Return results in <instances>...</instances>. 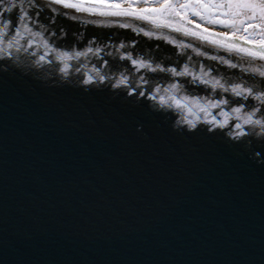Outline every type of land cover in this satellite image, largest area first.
<instances>
[{
  "label": "water",
  "instance_id": "obj_1",
  "mask_svg": "<svg viewBox=\"0 0 264 264\" xmlns=\"http://www.w3.org/2000/svg\"><path fill=\"white\" fill-rule=\"evenodd\" d=\"M0 13V24H14L5 43L17 29L22 37L19 51L0 53V264H264V131L243 124L264 106L202 82L264 91V78L241 71L264 61L52 0H9ZM186 19L189 31H227ZM65 53L73 58L60 60Z\"/></svg>",
  "mask_w": 264,
  "mask_h": 264
},
{
  "label": "snow or ice",
  "instance_id": "obj_2",
  "mask_svg": "<svg viewBox=\"0 0 264 264\" xmlns=\"http://www.w3.org/2000/svg\"><path fill=\"white\" fill-rule=\"evenodd\" d=\"M9 3V0H0V5ZM52 3L59 4L65 9H72L75 12L95 14L100 16H114V17H132L134 19L146 21L151 23L154 28H169L172 31L181 33L184 36H191L211 45L217 49H222L229 53H236L241 55L242 58L246 57L251 61L260 60L264 61V0H153V6H145L143 8L133 7L132 0H127L126 3L117 2V0H52ZM148 0H145L147 5ZM15 3H11L9 7L5 8V12H11L13 8H16ZM199 17L200 20L205 21L208 25L218 26L220 29H227L228 31H216L212 32L208 27L201 28L200 24H196L198 29L201 31H189L188 29L182 27V24L186 21L191 24L192 21L187 20L188 16ZM3 14L0 13V19H2ZM179 18L178 23H173L172 21ZM27 18V14L21 15L20 20L24 21ZM121 27H130L131 25L125 23L121 24ZM10 27H14V24L9 18V22L0 24V53L5 55H11L9 50L15 48L17 51L20 50V39L21 31L17 29L16 34L12 39L7 40L5 43V38L8 35V30ZM23 32L30 34L33 37L38 36V33L31 32V29L26 25H22ZM143 31V29H140ZM145 36H153L154 33L151 31H145ZM215 38H211V37ZM168 39V37H163ZM170 43H175V40H170ZM31 45V41L29 42ZM45 48L48 45L44 44ZM183 48L191 47L190 44H181ZM197 55L203 56L206 53L201 52L197 49H193ZM84 55V53H77L76 56ZM58 58L63 61L72 59L67 53L59 55ZM131 59V57H127ZM212 60H219L220 63L227 64L230 68H237L238 65L235 63H230L229 60L223 57L211 56ZM40 60H44V56L40 57ZM134 65H138L139 69H151V65L144 63L143 61H132ZM68 65L65 63L64 68L61 69L62 72L67 74ZM155 71L156 69H151ZM160 71H171L173 75L184 76L191 75L188 69L185 68L182 72H177L175 69H159ZM241 71L249 73L250 75L245 79H253L254 76H259L264 78V64L259 67L250 66L247 68H242ZM205 76L208 73H204ZM193 79L200 80L199 76H194ZM103 81L104 77H100ZM92 78L89 77L85 83H91ZM205 84H211L212 88H222L224 91H231L236 97H243L247 99L252 97L260 102L261 106H264V91L257 92L254 88L247 86L246 84L237 83L229 88H225L219 80H203ZM127 83L126 78H122L117 82L116 86L125 85ZM264 85V79L259 81ZM172 89H176L177 85L173 84ZM159 91V89H157ZM166 92L168 90H165ZM143 94V93H139ZM155 98V97H152ZM170 100H173L172 96H168L167 99L161 96L159 103L161 105L168 104ZM226 100H221L219 103H211L209 106L211 108H218L220 105L227 103ZM194 107H198V104L193 101L191 102ZM171 106V105H170ZM175 106L178 108H188V103L175 102ZM207 107H201L199 110L204 112L205 116L209 115ZM236 113L241 111L240 108L233 110ZM189 112L195 115L191 109ZM257 112L264 115V110L261 107L256 108L255 111L249 112L243 118V124L245 125H256L264 130V120L254 119ZM225 115H227L225 113ZM238 119L240 117H237ZM211 124H216L217 121L213 118L207 121ZM192 124L193 128L195 123L193 120L188 121ZM227 124V120L221 122L219 127H224ZM238 130L235 135L237 137L245 135L241 124L235 125Z\"/></svg>",
  "mask_w": 264,
  "mask_h": 264
},
{
  "label": "flooded vegetation",
  "instance_id": "obj_3",
  "mask_svg": "<svg viewBox=\"0 0 264 264\" xmlns=\"http://www.w3.org/2000/svg\"><path fill=\"white\" fill-rule=\"evenodd\" d=\"M117 2L126 3L127 1L126 0H117ZM132 2H133V5H136V4H138V5H141V4L146 5L145 4V0H132ZM180 2H183V0H180ZM146 6H153V0H148V3H147ZM189 17L190 18H194V20L195 19H199V17H192L190 15H189Z\"/></svg>",
  "mask_w": 264,
  "mask_h": 264
},
{
  "label": "clouds",
  "instance_id": "obj_4",
  "mask_svg": "<svg viewBox=\"0 0 264 264\" xmlns=\"http://www.w3.org/2000/svg\"><path fill=\"white\" fill-rule=\"evenodd\" d=\"M188 121H191V119L182 120V121H180V123H187L190 127H193L192 124L188 123ZM262 131H264V130H262Z\"/></svg>",
  "mask_w": 264,
  "mask_h": 264
},
{
  "label": "rangeland",
  "instance_id": "obj_5",
  "mask_svg": "<svg viewBox=\"0 0 264 264\" xmlns=\"http://www.w3.org/2000/svg\"><path fill=\"white\" fill-rule=\"evenodd\" d=\"M203 23H206L205 21H203ZM217 28H219L218 26H216ZM224 30H227V29H224ZM228 31V30H227Z\"/></svg>",
  "mask_w": 264,
  "mask_h": 264
},
{
  "label": "bare ground",
  "instance_id": "obj_6",
  "mask_svg": "<svg viewBox=\"0 0 264 264\" xmlns=\"http://www.w3.org/2000/svg\"><path fill=\"white\" fill-rule=\"evenodd\" d=\"M206 24V23H205ZM211 26H214V25H211ZM214 27H216V26H214Z\"/></svg>",
  "mask_w": 264,
  "mask_h": 264
}]
</instances>
